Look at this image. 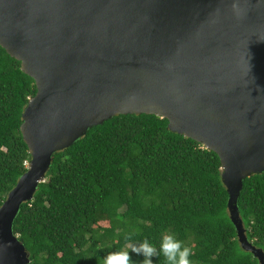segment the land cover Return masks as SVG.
<instances>
[{
    "label": "water",
    "instance_id": "1",
    "mask_svg": "<svg viewBox=\"0 0 264 264\" xmlns=\"http://www.w3.org/2000/svg\"><path fill=\"white\" fill-rule=\"evenodd\" d=\"M0 0V47L37 93L23 115L28 171L0 209V264H30L14 232L56 153L127 115L215 152L241 247L264 264L239 209L264 173V3L239 0Z\"/></svg>",
    "mask_w": 264,
    "mask_h": 264
},
{
    "label": "trees",
    "instance_id": "2",
    "mask_svg": "<svg viewBox=\"0 0 264 264\" xmlns=\"http://www.w3.org/2000/svg\"><path fill=\"white\" fill-rule=\"evenodd\" d=\"M36 93L0 47V209L28 171L21 126ZM168 126L151 115L115 117L56 153L14 223L30 264H102L145 238L158 247L163 235L189 247L192 264H260L240 245L219 156ZM238 205L249 241L264 252V173L244 182Z\"/></svg>",
    "mask_w": 264,
    "mask_h": 264
},
{
    "label": "clouds",
    "instance_id": "3",
    "mask_svg": "<svg viewBox=\"0 0 264 264\" xmlns=\"http://www.w3.org/2000/svg\"><path fill=\"white\" fill-rule=\"evenodd\" d=\"M261 2L264 3V0ZM233 12L238 19L241 18L242 8L239 6V0L233 3ZM126 239L130 240L131 237ZM133 254L143 257L142 264H154V258L161 256L166 264H192L191 249L174 235H163L158 247L145 238L143 242L134 245L130 250L120 249L110 252L102 258V264H135L132 260Z\"/></svg>",
    "mask_w": 264,
    "mask_h": 264
}]
</instances>
